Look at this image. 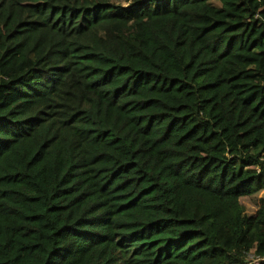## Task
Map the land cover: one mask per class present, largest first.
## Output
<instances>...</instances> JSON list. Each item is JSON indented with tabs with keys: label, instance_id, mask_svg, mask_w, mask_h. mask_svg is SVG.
<instances>
[{
	"label": "trees",
	"instance_id": "trees-1",
	"mask_svg": "<svg viewBox=\"0 0 264 264\" xmlns=\"http://www.w3.org/2000/svg\"><path fill=\"white\" fill-rule=\"evenodd\" d=\"M264 0H0V264L264 257Z\"/></svg>",
	"mask_w": 264,
	"mask_h": 264
},
{
	"label": "rangeland",
	"instance_id": "rangeland-1",
	"mask_svg": "<svg viewBox=\"0 0 264 264\" xmlns=\"http://www.w3.org/2000/svg\"><path fill=\"white\" fill-rule=\"evenodd\" d=\"M264 197V191L256 194L253 197H244L240 199V204L244 207L247 216L254 215L256 211L257 200Z\"/></svg>",
	"mask_w": 264,
	"mask_h": 264
},
{
	"label": "built area",
	"instance_id": "built-area-1",
	"mask_svg": "<svg viewBox=\"0 0 264 264\" xmlns=\"http://www.w3.org/2000/svg\"><path fill=\"white\" fill-rule=\"evenodd\" d=\"M241 264H264V257H259L249 252Z\"/></svg>",
	"mask_w": 264,
	"mask_h": 264
}]
</instances>
